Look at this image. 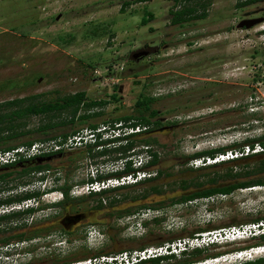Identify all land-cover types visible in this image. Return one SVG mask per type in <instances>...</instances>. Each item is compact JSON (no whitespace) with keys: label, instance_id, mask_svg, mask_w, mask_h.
Instances as JSON below:
<instances>
[{"label":"rangeland","instance_id":"1","mask_svg":"<svg viewBox=\"0 0 264 264\" xmlns=\"http://www.w3.org/2000/svg\"><path fill=\"white\" fill-rule=\"evenodd\" d=\"M199 2L0 0V102L29 95L53 101L84 91L91 99L108 101L103 115L94 119L102 124L103 119L133 112L135 101L142 96L156 98L153 107L160 111L164 126L176 125L156 133L159 145L154 150L160 159L149 171L153 174L160 169L168 173L156 182L170 193L176 187L169 184L171 181L196 174L188 168L197 167L191 160L186 163V157L264 136V0L240 8L236 7L238 0H205L209 4L204 17L182 24L171 22L172 12L185 6L201 13ZM148 12L153 18L142 24ZM256 18L261 22L250 28L237 27L242 20ZM141 48L145 51L133 57ZM117 72L119 82L113 85L106 78ZM114 91L118 101L111 98ZM55 120L44 115L17 120L19 129L32 133L0 143V148L28 139L41 140L45 135L35 128ZM82 128L80 135L90 137L86 127ZM68 131L70 127L66 126L46 133L51 136ZM80 147L64 149L69 154L52 160L48 171L21 178L14 174L6 185L16 187L1 191L0 197L43 191L60 186L65 180L72 184L71 196L86 195L76 192V186L81 185L78 182L94 176L96 167L103 173L112 170L110 164L114 161L110 157L113 155L86 157L79 152ZM140 153L143 160L147 153L144 149ZM252 160L221 165L216 170L243 172L255 165ZM41 173L48 175L42 184L37 180ZM226 180L232 177L220 181ZM144 187L147 188L124 191L131 197L140 194ZM60 199V191L47 192L37 198L32 214L0 222V238L2 234L20 232L23 224L27 235L39 229L30 240L10 239L9 244L0 245V264H50L55 259L87 258L98 250H133L168 231L188 232L207 224L217 226L264 214V186L236 189L227 195L157 210L142 208L121 217L109 208L92 210L96 204L93 199L73 204L68 210L49 206ZM102 204L106 206L107 200ZM75 212L84 216L64 233L61 219ZM154 216L160 218L158 223L151 221ZM145 220L148 223L144 227ZM243 241L250 243L239 238L216 241L206 253L228 252L214 264H239L247 260L230 259L227 254L245 246Z\"/></svg>","mask_w":264,"mask_h":264},{"label":"trees","instance_id":"2","mask_svg":"<svg viewBox=\"0 0 264 264\" xmlns=\"http://www.w3.org/2000/svg\"><path fill=\"white\" fill-rule=\"evenodd\" d=\"M260 1L263 0H238L236 7H245ZM199 3V6L202 8L201 13H196L195 7L185 6L172 12L171 22L173 24H182L183 22L193 18L197 19L204 17L205 8L208 2L205 3V0H200ZM152 18V13L148 12V15L143 16L142 24H146V22L150 21ZM261 33L264 34V28ZM143 51L145 50L141 48L136 51V53L140 54ZM114 92L115 93L111 95V98L114 101H118V95L116 91ZM38 97V95H29L0 102V143H7L11 139L32 133V131L29 129H19L20 125L19 122H16L17 120L19 121V119H25L32 115L50 116L56 118V120L35 128L36 131L45 135V137L40 138L41 140L55 139L58 137L65 139L70 135L83 133L82 127L85 126V131L92 132L93 134L90 137H87L88 134L81 136V147L79 152H83L86 154V157L89 158H99L113 155L110 156L114 161L110 164V166H112V170L103 173L100 172L96 167V174L94 176H90L85 180H80L78 184L82 185L86 182L101 181L107 178L121 177L131 173L135 174L138 171H147L151 175L144 177L132 184L109 187L100 191L90 192L86 195L75 197L70 195L72 184L69 183L68 180H65L62 185L44 189L43 191L33 190L11 196L0 197V205L3 203L18 202L28 198H39L42 194L50 191H60L62 198L57 202L49 204V206L68 210L73 206V204L82 202L85 199H93L96 201V204L91 206L92 210L101 212L104 209L109 208L114 211L113 214L116 217H121L127 214H134L142 208L157 210L163 208L166 205L186 204L187 202L193 201L195 199L211 198L216 195H227L236 189L264 186V151H261L247 156H242L240 158L231 159L227 162L223 161L211 163L197 167L195 169L188 168L196 174L174 179L173 182L171 181L169 184L175 185L176 187H173L170 189V193H167L166 189L162 187L163 184H158L156 181L160 179V177H163V175L167 177L168 173H164L162 170L157 169L152 174V172L149 171V168L156 167L159 164L160 155L156 150H154L155 146L159 145L156 133L167 130L171 128V126H175L176 123H171L170 126H164L159 115L160 111L153 107V104L156 102V98L154 97H140L134 103L133 112L125 115H119L108 120L103 119L101 122L102 124L94 121V119L103 115L102 109L108 103L106 100L91 99L84 91L64 95L60 98L58 97L54 99L53 101L38 100ZM100 125L106 126L104 130H99ZM66 126L70 127V131L51 136L46 133V131L49 129ZM127 127H138L140 130L127 132ZM111 129L112 131H118L117 134L106 139L101 137L104 132H107ZM5 131H9V133ZM32 142L33 140L28 139L22 141L21 144H31ZM255 143H259L260 145L264 144V136L248 138L242 141L240 144L234 143L225 147L222 146L195 152L186 157V163L194 158H211L218 153L225 152L226 150L242 148L245 145L253 146ZM14 146L17 145H6L0 149H9ZM143 149L147 155L142 160V153L140 152H142ZM68 154L69 153L65 151L59 150L51 154L36 157L30 160L19 161L15 164L1 167L0 192L3 190H13L16 187V185H6V182L9 179L14 178V174H16V178H21L29 175L32 172L40 173L41 171H48L51 168L52 160L61 157L63 158ZM38 158H43L44 160L38 162ZM46 158H49V160H46ZM244 159H253L252 161H254L255 165L251 169L244 170L243 172H232L226 169V171L222 173L216 170L221 165L223 166L229 163H236ZM226 176L232 177V180L220 181ZM47 177L48 175L41 173L40 176L37 177V180L42 182ZM55 180L58 181L59 178L56 177ZM26 183L28 184L27 181H23V184ZM139 186H147V188L144 187L142 192L138 195L127 197L126 191L124 190ZM117 195H120V197H117ZM104 199L107 200L106 206L102 204ZM35 210V208H28L23 211H14L7 214H1L0 222H10L11 220L21 217L22 215L32 214ZM147 221L148 220L142 221V225L144 227L147 226ZM151 221L158 223L160 218L158 216H154ZM257 221L258 218H250L239 221L235 220L229 223L219 224L217 226L207 224L204 227H197L194 230L188 232L176 233L168 231L164 236L158 235L147 242H142L138 246V249L170 243L178 239L193 236L196 233ZM21 229H25L24 224L20 230ZM62 229L64 233L68 232L64 228ZM23 230L9 235L2 234L4 233L3 231L1 233L3 236L0 238V245L9 244L11 242L10 239H15V241L18 242L30 240L35 237L39 231V229H33V233L27 235V230ZM243 242L245 244V241ZM215 244L217 243H211L210 245L183 250L178 254L182 256L181 258H177V254H167L142 260L138 264H181L208 257H217L228 253L216 252L213 254H207L206 250L209 249L207 247L213 246ZM245 248H247L246 244L245 246L235 250H243ZM123 251L130 250H98L95 252V254L92 253L89 255V257L116 254ZM87 258L84 256L80 259H55L50 262V264H69L73 261L84 260ZM256 263L257 262H250V264ZM239 264H246V262H241Z\"/></svg>","mask_w":264,"mask_h":264},{"label":"built area","instance_id":"3","mask_svg":"<svg viewBox=\"0 0 264 264\" xmlns=\"http://www.w3.org/2000/svg\"><path fill=\"white\" fill-rule=\"evenodd\" d=\"M111 81L113 85L119 82V72L115 76L106 78ZM106 126H100L99 130H104ZM138 127H127V132L139 131ZM81 133H76L68 136L67 138H55L49 140L33 141L31 144H20L9 149H0V168L15 164L19 161L30 160L43 155L51 154L53 152L71 149L74 146L81 145ZM89 136H92V132H89ZM115 134H117L115 132ZM264 151V144L260 145L255 143L253 146L245 145L242 148L233 150H226L225 152L218 153L214 157L194 158L190 161L193 166H203L216 162L228 161L249 154H254ZM147 171H138L135 174H127L121 177H111L101 181L86 182L82 185L76 186L77 193L88 194L90 192L100 191L105 188L132 184L144 177L150 176ZM45 194V193H44ZM37 198H28L18 202H13L8 205L0 206V215L7 214L14 211H23L28 208H35L38 205ZM264 234V221L260 222H248L241 225H233L224 227L221 229H215L211 231H205L196 233L193 236L185 237L175 240L170 243H164L158 246H148L142 249H133L130 251H123L116 254L101 255L98 257H89L84 260L73 261L69 264H131L139 260L149 259L159 255H165L168 253L178 254L183 250L202 247L210 245L211 243H217L216 241L228 240L236 238L247 239L248 237H254ZM264 254V245L251 246L243 250H235L230 252L228 257L235 260H250L254 257ZM219 257H208L197 261H191L181 264H214Z\"/></svg>","mask_w":264,"mask_h":264},{"label":"water","instance_id":"4","mask_svg":"<svg viewBox=\"0 0 264 264\" xmlns=\"http://www.w3.org/2000/svg\"><path fill=\"white\" fill-rule=\"evenodd\" d=\"M261 22V19H248V20H242L240 21L238 24H237V27L239 28H250L252 26H254L255 24ZM137 53H135L133 55V57L136 55ZM41 78H39L38 81H40ZM122 92V87L119 88V93ZM42 160H44L43 158H38V162H41ZM46 160H49V158H46ZM84 216V213H76V214H67L65 215L62 219H61V224L63 225V228L64 229H67L69 227H71L72 225H75L78 221L79 223V220L81 217Z\"/></svg>","mask_w":264,"mask_h":264},{"label":"flooded vegetation","instance_id":"5","mask_svg":"<svg viewBox=\"0 0 264 264\" xmlns=\"http://www.w3.org/2000/svg\"><path fill=\"white\" fill-rule=\"evenodd\" d=\"M54 153V152H53ZM44 156V155H43ZM13 203V202H12ZM8 204H11V203H3L1 205H8ZM0 205V206H1ZM78 213V212H75V214ZM87 218V217H86ZM255 218H258V221L257 222H260V221H264V214L262 215H259V216H256ZM248 223V222H247ZM78 224V223H76ZM246 241H249L250 243L249 244H246V247L249 248L251 246H256V245H264V234H261L259 236H256V237H248L246 239ZM246 264H250V262H257L256 264H264V254L260 255V256H257L255 257L253 260H247L245 261Z\"/></svg>","mask_w":264,"mask_h":264},{"label":"clouds","instance_id":"6","mask_svg":"<svg viewBox=\"0 0 264 264\" xmlns=\"http://www.w3.org/2000/svg\"><path fill=\"white\" fill-rule=\"evenodd\" d=\"M115 132L117 133L118 131H112V129L111 130H109V131H107V132H104L103 134H102V138H109V137H113L114 135H116L115 134ZM41 184H42V182L41 181H39ZM61 198H62V195H61ZM187 250V249H186ZM182 252V251H181ZM180 252V253H181ZM168 254H173V253H168ZM179 254V253H178ZM177 254V255H178ZM165 255H167V254H165ZM159 256H163V255H159ZM155 257H157V256H155ZM140 261H142V260H139V261H137V262H132L131 264H138Z\"/></svg>","mask_w":264,"mask_h":264}]
</instances>
